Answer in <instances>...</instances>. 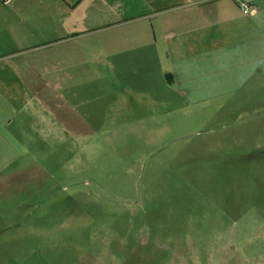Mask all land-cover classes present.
I'll list each match as a JSON object with an SVG mask.
<instances>
[{
  "label": "rangeland",
  "instance_id": "obj_1",
  "mask_svg": "<svg viewBox=\"0 0 264 264\" xmlns=\"http://www.w3.org/2000/svg\"><path fill=\"white\" fill-rule=\"evenodd\" d=\"M229 35L186 65L221 89L172 108L146 92L185 64L29 97L0 140V264H264V33Z\"/></svg>",
  "mask_w": 264,
  "mask_h": 264
},
{
  "label": "crops",
  "instance_id": "obj_2",
  "mask_svg": "<svg viewBox=\"0 0 264 264\" xmlns=\"http://www.w3.org/2000/svg\"><path fill=\"white\" fill-rule=\"evenodd\" d=\"M240 3L246 2L0 0V140L7 143L16 126L25 132L19 113L28 109L29 97L78 90V81L88 89L83 81L100 65L118 74L140 72L141 65L185 64L156 77L157 89L145 93H163V107H174L175 90L183 96L194 88L220 90L217 70L186 65L213 61L229 33L241 40L248 32L264 33L263 8L246 16Z\"/></svg>",
  "mask_w": 264,
  "mask_h": 264
},
{
  "label": "built area",
  "instance_id": "obj_3",
  "mask_svg": "<svg viewBox=\"0 0 264 264\" xmlns=\"http://www.w3.org/2000/svg\"><path fill=\"white\" fill-rule=\"evenodd\" d=\"M240 8L244 15L250 16L253 15L256 12V6L255 4L251 3H240Z\"/></svg>",
  "mask_w": 264,
  "mask_h": 264
}]
</instances>
